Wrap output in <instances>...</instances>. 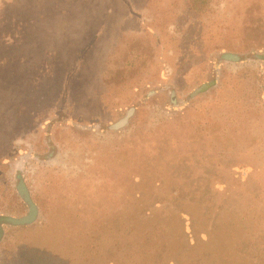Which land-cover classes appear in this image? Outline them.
<instances>
[{
  "label": "rangeland",
  "instance_id": "rangeland-1",
  "mask_svg": "<svg viewBox=\"0 0 264 264\" xmlns=\"http://www.w3.org/2000/svg\"><path fill=\"white\" fill-rule=\"evenodd\" d=\"M0 219V264H264V0H0Z\"/></svg>",
  "mask_w": 264,
  "mask_h": 264
},
{
  "label": "flooded vegetation",
  "instance_id": "flooded-vegetation-1",
  "mask_svg": "<svg viewBox=\"0 0 264 264\" xmlns=\"http://www.w3.org/2000/svg\"><path fill=\"white\" fill-rule=\"evenodd\" d=\"M210 84H211V82H210ZM129 111H134V108H130V110ZM128 115H126V116H124L121 120H119V122L117 121L115 124H112L111 126H110V128L113 130V129H118V128H120V126L122 125V124H124L125 122H127V120H128ZM93 123V122H92Z\"/></svg>",
  "mask_w": 264,
  "mask_h": 264
},
{
  "label": "water",
  "instance_id": "water-1",
  "mask_svg": "<svg viewBox=\"0 0 264 264\" xmlns=\"http://www.w3.org/2000/svg\"><path fill=\"white\" fill-rule=\"evenodd\" d=\"M212 83H213V82H212ZM207 87H208V86H207ZM8 221H11V222H9V223H11V224H15V222L18 221V220H14V219H13V220H8ZM8 221H6V222H8ZM23 223H25V221H24ZM23 223H22V224H23ZM17 224H18V223H17Z\"/></svg>",
  "mask_w": 264,
  "mask_h": 264
},
{
  "label": "trees",
  "instance_id": "trees-1",
  "mask_svg": "<svg viewBox=\"0 0 264 264\" xmlns=\"http://www.w3.org/2000/svg\"><path fill=\"white\" fill-rule=\"evenodd\" d=\"M0 223H3V224H11V223H9V222L2 221V219H0ZM11 225H15V224H11ZM0 231H1V229H0Z\"/></svg>",
  "mask_w": 264,
  "mask_h": 264
}]
</instances>
